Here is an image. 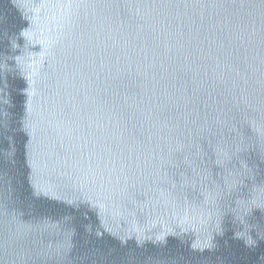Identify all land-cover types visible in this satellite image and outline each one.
Listing matches in <instances>:
<instances>
[{
	"label": "water",
	"instance_id": "water-1",
	"mask_svg": "<svg viewBox=\"0 0 264 264\" xmlns=\"http://www.w3.org/2000/svg\"><path fill=\"white\" fill-rule=\"evenodd\" d=\"M0 264H264V0H0Z\"/></svg>",
	"mask_w": 264,
	"mask_h": 264
}]
</instances>
